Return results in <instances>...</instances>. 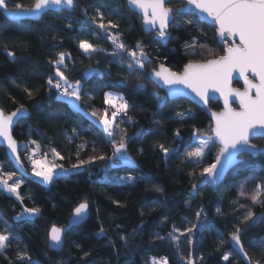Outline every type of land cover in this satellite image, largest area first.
<instances>
[{"label": "trees", "instance_id": "trees-1", "mask_svg": "<svg viewBox=\"0 0 264 264\" xmlns=\"http://www.w3.org/2000/svg\"><path fill=\"white\" fill-rule=\"evenodd\" d=\"M75 1L72 12H49L24 22H11L0 10V108L11 113L23 105L30 112L13 131L20 158L39 145V154L57 158V165L72 171L46 186L31 171L30 179L21 177L0 147L2 170L15 172L13 180L23 181L20 200L0 188V234L10 236L0 252V264H152L154 257L158 261L164 257L168 264H187L189 258L194 264H246L231 246V235L238 228L251 264H264V203L251 200L261 191L264 201V191L258 188L264 186V155L242 156L244 162L218 188L198 187L204 178L201 172L215 163L219 148L212 143L198 164L189 154L197 149V139L211 138L212 122L206 110L184 99L169 100L150 79L161 64L182 73L189 63L223 56L225 49L215 29L191 14L178 15L165 46L144 31L141 17L128 9L126 0ZM17 3L27 9L34 0H8L9 10L15 11ZM168 4L181 7L180 0ZM98 12L103 13L105 24L112 20L119 27L98 28ZM188 19L193 23H186ZM109 31L119 33V41L129 49L142 45L147 57L143 70L129 73L126 54L125 63L118 62L111 40L106 39ZM81 40L97 51L84 54ZM59 53L65 54L69 79L81 82L78 110L55 90L50 92L46 83L54 72L49 62ZM108 92L121 94L132 105L127 115L117 117L114 139L119 140L121 128L128 137L123 158L112 157V138L98 124L97 116L105 111L111 118L113 109L104 102ZM209 108L222 109L220 103H210ZM253 144L264 147L261 139ZM160 145L170 151L167 158ZM100 155L107 159H95ZM127 177L134 179H122ZM80 203L89 205V219L67 233L61 252L51 251L52 227L67 226ZM25 208H39L40 213L17 220ZM249 211L252 219L245 220ZM192 225L198 226L184 236L173 233L174 228L185 231ZM101 228L104 235L99 234ZM170 233L179 236V244ZM122 236L127 237V245ZM226 253L229 261L222 258Z\"/></svg>", "mask_w": 264, "mask_h": 264}, {"label": "snow or ice", "instance_id": "snow-or-ice-1", "mask_svg": "<svg viewBox=\"0 0 264 264\" xmlns=\"http://www.w3.org/2000/svg\"><path fill=\"white\" fill-rule=\"evenodd\" d=\"M127 3L133 8L138 9L143 14V21L145 25H150L156 29V36L161 40L170 38L167 31L170 24L173 23L174 16L184 12L185 8L191 7L199 13L206 14L218 26V32L222 38L224 37H238V43H233L232 46L227 47L226 54L219 59L208 60L206 63H189L182 73L171 72L163 65L160 66L159 71L153 70L152 76L157 81H161L163 85L169 89H174L176 86H183L189 89L196 97L199 98L205 105L209 102L210 93H220L224 98L225 111L222 113H213L212 119L215 122L213 129L215 138L219 141L218 155L216 162L205 167L201 172V176L207 177L212 182H215L220 165H227L237 162L238 154L247 152L249 150L259 151L264 155V150L256 148V145L251 143V138L259 136L264 138V0H181L180 8H173L166 0H127ZM68 8L75 7V0H34L31 8H24L20 3L15 5V12H10L7 0H0V9L5 13L18 18L19 14H40L52 7L60 8L62 6ZM87 14V13H85ZM100 23L97 27L100 29H117L119 25L109 20L107 24L104 21L102 12H98ZM95 23V19L93 20ZM188 24L193 21L188 19ZM106 39L111 40L115 49L113 55L119 57L118 62L122 65L125 63V55L128 58L127 70L129 73H134L145 68V61L147 59L144 48L141 44H137L135 49H129L127 46L119 41V33L115 35L109 31L106 34ZM80 49L87 55L94 53L97 49L87 40L79 42ZM188 47H195L194 44H189ZM9 57L15 58V53L8 51ZM53 67V74L47 77L46 83L49 86V91L55 90L61 99H67L72 102V107L77 108L78 103L82 99V86L80 80L72 81L66 73L65 54L59 53L57 59L50 61ZM238 72L245 83V90L239 91L231 88L232 74ZM258 78L259 83H253L248 74ZM143 87V85H141ZM27 91V90H26ZM29 95L31 93L29 92ZM235 96L239 100L240 110L237 111L229 106V97ZM163 100V97H158ZM104 102L113 111L110 114L105 111L103 116H97L93 112V116H97L100 124L103 125L104 132L109 138H112V157L123 158L128 150V137L125 129L121 128L119 140H115L116 127H118L117 117L120 115H127L132 105L122 95L113 94L112 92L105 93ZM27 110L23 105L11 113H6L0 108V139L7 144L8 149L11 150L15 156L16 162H20L18 155L17 142L13 139L12 128L13 125L19 122V119L25 117ZM183 116V113H177ZM179 136V132L176 133ZM35 143V142H33ZM200 146L189 154V159H194L197 164L205 155V149L209 148V142L205 140L199 141ZM160 150L163 152L165 158L170 155V151L160 145ZM39 149L33 151L31 159L33 175L39 177L44 183L50 184L57 168L61 167L56 164H49L46 159H36L35 156ZM55 152V149L52 150ZM56 156L60 159L59 153ZM95 159L105 160L104 155H100ZM92 161H81L79 164H74L73 168H79L85 163ZM15 172H6L0 166V188L4 191L14 195L17 200L21 199L19 189L23 181L13 180ZM122 179H134L127 177ZM10 181H12L10 183ZM193 190L197 189V185H192ZM264 191V186H259ZM160 191L159 188L155 189ZM244 193L241 192V195ZM261 191L254 193L251 196L253 204L264 203L261 201ZM113 203H117L113 201ZM190 203V202H189ZM243 206V205H242ZM89 205L87 203H80L74 210V220L86 215ZM40 213L39 208H25L17 220L22 219L24 215L37 216ZM201 213L197 212L196 216L199 219ZM253 213L251 211L245 216V220L252 219ZM198 225H192L185 231L173 229V233H179V236H184L186 233H191ZM143 225H141V228ZM207 227L211 228V225ZM240 229L238 228L231 235V241L238 246L240 252H244V246L241 242ZM100 235L105 234L103 228L100 229ZM172 240L179 244V236L169 234ZM50 246L59 248L63 244L64 230L52 227L49 233ZM127 245V237H120ZM10 236L8 234H0V252L5 250L8 246ZM223 242V241H221ZM89 253L85 252L87 257ZM228 253L223 255L224 261H229ZM247 256V253L244 252ZM23 259V257H20ZM152 264H168L167 259L158 261L155 257L152 258ZM187 264H194L189 258Z\"/></svg>", "mask_w": 264, "mask_h": 264}, {"label": "water", "instance_id": "water-1", "mask_svg": "<svg viewBox=\"0 0 264 264\" xmlns=\"http://www.w3.org/2000/svg\"><path fill=\"white\" fill-rule=\"evenodd\" d=\"M170 1L171 0H166L167 3H169ZM7 3H8V0H7ZM75 4H76V1H75ZM126 4H127L128 9L132 13H135L136 15L141 17L142 26H143L144 31L147 32V33H153L155 40L160 42V43H162L165 46L168 45V43L170 42V40L172 38L171 26L173 25V23L175 21V17L178 16V15H181V14H191V15L195 16L201 24H207V25L211 26L212 28H214L215 31H216V39H217L218 43L222 47H224V49H225L224 55L226 54L227 47L232 46L234 42L238 43V37H224V38H222L220 36L219 32H218V26L216 25V23L211 18L207 17L206 14L199 13L196 10L192 9L191 7L185 8L183 13H180V14H177V15L174 16L173 23L170 24V26H169V28L167 30L169 32V34H170V38L166 39V40H161L158 36H156V29L152 28L150 25H145L144 24L143 14L138 9H135L131 5H129L127 3V0H126ZM0 10L3 12L4 16L9 21H11V22H24V21L37 20V19L41 18L43 15H45V14H47L49 12H62V11L72 12L73 8H68L66 5L62 6L60 8L52 7L50 9L45 10L43 13H40V14H32V15L19 14L18 18H13L12 15H10L8 13H5L3 9H0ZM10 12H15V11H10ZM202 63H206V62H202ZM161 65H163L169 71L174 72L171 69H169L166 65H164V64H161ZM161 65H159V67H158V69L156 71H159ZM248 77L253 83H256V84L259 83L258 78L252 76L251 73L248 74ZM150 79L161 91H163L166 94V96L168 97L169 100L175 101V100H178V99H184V100L189 101L193 105H195V106H197V107H199V108H201L203 110H206V112H207V114H208V116H209V118H210V120L212 122V125H213L212 130H211V139L213 140L214 144L217 147H219V141L215 138L214 132H213V129L215 128V122L212 119V114L213 113L219 114V113H222V112L225 111L224 98L220 95V93H218V92L210 93L209 94V96H210L209 102L205 105L202 101L199 100L198 97L195 96L194 93H192L189 89L184 88L183 86H176V88H174V89H169L167 86L163 85V83L161 81H157L156 78L154 76H152L151 74H150ZM236 83H239L240 85H242V88L235 87ZM230 86H231L232 89H236V90H239V91H244L245 90L244 80H243L242 77H240L238 72H235V73L232 74L231 85ZM210 103H220L221 104V108H222L221 111H214V110L210 109L209 108ZM229 106L231 108L239 111L240 110V104H239L238 98H236L235 96L229 97ZM25 109L27 110V112L25 114V117L22 118V119H19V122L13 125L12 136H13V131H14L15 127L22 120L28 119L30 117L29 110L27 108H25ZM13 139H14V137H13ZM257 139H261V140L264 141V138L259 137V136H254V137L251 138V143L253 144V141H255ZM16 142H17V146H18V155L20 156V143L18 141H16ZM0 147L6 150L7 156L9 158L14 170L21 177H23L25 179H30L32 176L30 175L28 170L25 168L22 159L20 158V162L17 163L16 159H15V156L12 154L11 150L8 149L7 144L4 143L2 141V139H0ZM256 148L260 149V150H264V147H260V148L256 147ZM254 154H260V152L259 151L249 150L247 152H242V153L238 154L237 162H233V163L227 164V165H223L222 164V165L218 166L220 168V171L218 172V176H217L215 182H212L207 177H204L203 180L198 185V187H205L207 185H210L212 188H218L226 180L228 175L244 162L242 156H244V155H254ZM215 162H216V160H215ZM89 216H90L89 207H88V211H87L86 215H84L83 217L79 218L78 220H74V212H73V215L69 219L67 226L61 228V229L64 230L63 244L59 248L51 247L50 246V240H49V248H50V250L53 251V252H57V253L61 252L64 249L65 238H66L67 233L72 228L79 227V226L83 225L89 219ZM231 246H232L233 250L235 252H237L242 257V259L244 260V262L246 264H251L248 255L247 256L244 255L245 250H244V252H240L238 246H236L234 244V242H232V241H231Z\"/></svg>", "mask_w": 264, "mask_h": 264}, {"label": "rangeland", "instance_id": "rangeland-1", "mask_svg": "<svg viewBox=\"0 0 264 264\" xmlns=\"http://www.w3.org/2000/svg\"><path fill=\"white\" fill-rule=\"evenodd\" d=\"M84 53V52H83ZM85 54V53H84ZM87 55V54H86ZM113 94H118V95H121V94H119V93H116V92H112ZM69 101V100H68ZM69 103L71 104V106H72V102H70L69 101ZM78 103V107H79V102H77ZM112 112V111H111ZM110 112V113H111ZM120 117V116H119ZM102 128H103V125L102 124H100V122L98 123ZM104 129V128H103ZM200 140H205V141H208L209 142V148L210 149H212V147H213V145H212V143H214L213 142V140L210 138H208V137H201V138H199V139H197V143H198V146H197V148L200 146V144H199V141ZM219 148V147H218ZM37 150V147H35V148H33V149H31L30 151H28V152H30L31 154H33V151H36ZM211 151V150H210ZM208 149H205V155H204V157L210 152ZM203 157V158H204ZM35 158H44V159H46L47 160V162L49 163V164H56V159L57 158H53L52 160H49L48 158H45L44 156H42L41 154H39V151H37V154H36V156H35ZM57 165V164H56ZM31 172L33 173V170H31ZM72 171H70V170H67V169H65V168H62V167H59V168H57V170H56V173H55V175H54V177H53V179L54 178H56V177H60V176H67V175H69L70 173H71ZM34 176V175H33ZM36 179H38L39 181H41L44 185H46V186H49L50 184H46V183H44L39 177H36V176H34ZM11 183V182H10ZM24 216H26V217H31V216H28V215H24Z\"/></svg>", "mask_w": 264, "mask_h": 264}, {"label": "built area", "instance_id": "built-area-1", "mask_svg": "<svg viewBox=\"0 0 264 264\" xmlns=\"http://www.w3.org/2000/svg\"><path fill=\"white\" fill-rule=\"evenodd\" d=\"M120 117H121V115H120ZM30 157H32V154L30 152H23V154H22V161L24 163L25 168L28 171L33 170L32 163H31V159H29ZM36 159H40V158H36ZM162 259H164V257Z\"/></svg>", "mask_w": 264, "mask_h": 264}]
</instances>
